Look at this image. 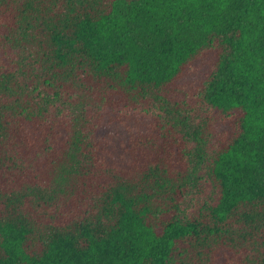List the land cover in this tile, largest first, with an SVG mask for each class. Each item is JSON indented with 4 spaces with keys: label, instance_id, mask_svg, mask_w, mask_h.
<instances>
[{
    "label": "trees",
    "instance_id": "trees-1",
    "mask_svg": "<svg viewBox=\"0 0 264 264\" xmlns=\"http://www.w3.org/2000/svg\"><path fill=\"white\" fill-rule=\"evenodd\" d=\"M0 264H264V0H0Z\"/></svg>",
    "mask_w": 264,
    "mask_h": 264
}]
</instances>
